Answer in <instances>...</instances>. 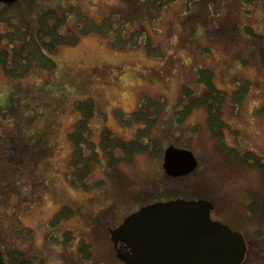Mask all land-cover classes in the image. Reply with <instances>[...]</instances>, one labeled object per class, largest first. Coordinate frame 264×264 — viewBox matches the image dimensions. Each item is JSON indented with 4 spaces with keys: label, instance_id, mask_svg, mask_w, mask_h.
I'll use <instances>...</instances> for the list:
<instances>
[{
    "label": "rangeland",
    "instance_id": "374dc122",
    "mask_svg": "<svg viewBox=\"0 0 264 264\" xmlns=\"http://www.w3.org/2000/svg\"><path fill=\"white\" fill-rule=\"evenodd\" d=\"M191 1L174 0L154 10L140 0H19L9 11L14 20L23 12L32 27L45 11L66 14L58 29L65 36L79 29V21L96 26L74 44L46 53L52 70L34 66L14 78L0 70V137L10 142L8 158L0 159V189H9L8 203L0 199V246L6 258L10 245L3 241L25 248L18 243L26 236L22 226L32 230L36 257L30 264H124L115 257L110 230L118 226L107 208H117L120 198L136 188L130 180L137 186L166 185L168 176L152 168L148 156L153 147L172 145L192 152L220 188L224 210L241 214L232 222L249 241L243 264H264V172L258 168L264 162L263 0H253L245 13L240 0ZM242 24L253 30L251 37ZM201 68L212 70V84L226 95L220 108L226 126L218 142L204 106L191 109L182 122L176 118L183 85L195 95L204 92L197 80ZM240 87L246 93L236 106L231 98ZM87 97L95 109L85 134L89 145H80L79 163L87 165L80 178L81 164H71L76 148L69 134L80 116L74 103ZM144 97L163 100L165 107L148 134H137L143 123H131L129 114ZM104 128L148 148L108 164L119 153L108 158L98 147ZM227 148L239 156L248 153L252 164L238 162ZM37 183L44 190L35 193ZM252 202H262L260 216L250 213ZM62 208L70 215L56 219ZM256 231L263 237L257 232L253 238ZM83 242L87 249H81Z\"/></svg>",
    "mask_w": 264,
    "mask_h": 264
},
{
    "label": "trees",
    "instance_id": "16d2710c",
    "mask_svg": "<svg viewBox=\"0 0 264 264\" xmlns=\"http://www.w3.org/2000/svg\"><path fill=\"white\" fill-rule=\"evenodd\" d=\"M18 1L19 0H16L14 2H8L6 0H0V70H3L8 76L12 78L24 75L28 69L34 66H38L39 68H44L46 70H52L53 61L48 56H46V53L53 52L57 48V46L62 43L74 44L77 41L79 35H81L83 32L89 31V27L96 26L92 23L86 24L83 21H79L80 25L77 26V28L79 29L74 33L72 32L71 35L65 36L64 34H61L58 29L62 25L64 21V16H66V14H58L56 10H48L37 16L36 26L32 27L29 21L26 19L25 15H23V12L21 14L17 12V19H11L9 14L11 11H15L17 9V6L15 4ZM34 1L35 0H32V3ZM140 1L143 5L147 6L150 9L161 10V8L166 6L168 3L173 2L174 0ZM187 1L192 2L191 0H186V2ZM241 2L245 4V11H243L242 13L247 12V5L253 4V0H240L239 4ZM93 29L97 31L96 28ZM241 29H246L248 35L250 33L253 35V30L249 28L246 24H242ZM262 34L263 35H260V39L262 38L261 40H264L263 31ZM198 74L199 76L197 77V80H199V83L203 84V86L205 87L204 92L195 95V92L192 90V88L187 85H183L180 89L181 94L176 102L177 106L175 105V109H177L176 118L178 117L177 120L180 121L185 118V116L189 113L191 109L199 106H204L206 108L207 113L208 129L212 134V137L216 138L218 142V140H222L221 137L223 129L226 126L225 122L220 117V108L226 100V95L224 91L217 89L212 84V70L210 68H201ZM243 85L247 86L248 82H244ZM245 93L246 91H243L242 87L237 88L234 91V94H232V103L237 106L240 99ZM143 99V103L138 107V109L135 112L129 114L130 118L128 121H131V123H143V127L141 128L142 131L138 129L137 134L141 132L148 134L150 128L154 124L155 118H158V116L164 111L165 107V102L163 100H150V98L148 97H144ZM74 106L76 107L80 116L79 119L76 121L73 130L69 134L70 140L76 148L73 154L71 164L74 167L77 164H81L78 170L82 169L80 171L79 177L83 178L87 173V165L86 168H84L83 164L79 163L80 160L78 157H81V143L89 145V142L85 138V134L89 130L88 122L94 114L95 104L91 98L87 97L83 100L75 101ZM260 112H264V105L261 107ZM100 134L101 137L98 147H100L102 151L108 154V158L109 155H113L115 151H118L119 153V156L113 155L115 158L111 156V161L108 163L111 165H113L119 160L129 158L135 153L145 152L149 145L147 143H139L138 141L133 139L124 140L115 137L108 130V128L102 129ZM149 140L150 139H147V142ZM218 144H221L220 146H222V148L224 147V144L222 142ZM167 146H165V148ZM93 147L94 145L92 144V148ZM165 148H163L162 150L158 147H156V149L153 147V150L149 154V156L157 154L161 156ZM0 151H2V153L0 152V159L2 161L4 158L7 159V154L10 153V142L8 138L0 137ZM226 151L228 154L234 156L238 162L249 165L252 164V161L250 163L248 162V160L252 159L251 157L249 158L247 156L249 155L248 153L247 155L239 156L238 154H235V152L231 149L227 148ZM75 152H78V156L77 154L75 156ZM95 152L96 151L93 148V157L95 156ZM24 164L26 167H29L30 165V163L27 161H24ZM258 168L260 169V171L264 172V162L259 163ZM43 186L44 185H40V183L34 184L33 188L35 193L44 190ZM10 190L12 189L10 188ZM173 191L176 192L177 188H174ZM0 193L2 194L0 196V199L3 201V204L6 205L9 200V189H7L6 192L4 189H0ZM166 194H168V192L162 189L160 195ZM37 196H39V194ZM262 207V202H252L248 206L250 213L253 216H260L263 210ZM68 210V208H62L56 216V219L61 217L66 218L68 215H70ZM19 229L21 232L26 233V236L22 235L18 239V243H25V248L20 250L15 248L14 246L12 247L10 243L7 244L5 241H3L6 247H9L10 245V248H7L9 253L8 258L10 261H8V258L4 256L0 246V264H30L35 259L36 256L34 253V242L31 232L32 230L30 228L25 229L22 226L19 227ZM257 232L258 231L252 234L253 238H258ZM258 234L259 236L263 237L261 233L258 232ZM246 241V245L248 246L249 241ZM80 246L81 249H87L88 247L87 243L84 242L81 243ZM244 261L245 259L243 260V262ZM243 262L241 264H243Z\"/></svg>",
    "mask_w": 264,
    "mask_h": 264
},
{
    "label": "water",
    "instance_id": "95a60500",
    "mask_svg": "<svg viewBox=\"0 0 264 264\" xmlns=\"http://www.w3.org/2000/svg\"><path fill=\"white\" fill-rule=\"evenodd\" d=\"M196 162L192 152L172 145L163 152V168L171 177L192 172ZM211 207L205 200H172L140 208L110 230L115 257L124 264H241L244 237L210 219Z\"/></svg>",
    "mask_w": 264,
    "mask_h": 264
},
{
    "label": "flooded vegetation",
    "instance_id": "af4514ba",
    "mask_svg": "<svg viewBox=\"0 0 264 264\" xmlns=\"http://www.w3.org/2000/svg\"><path fill=\"white\" fill-rule=\"evenodd\" d=\"M163 152L161 156L158 154L148 156V161L152 163V168H155V170L158 168L161 175L165 174L163 168ZM195 159L197 161L196 167L192 172L177 177L167 175L169 182L164 186H152L149 185V183L137 186L132 180H130V183H133L136 188L120 198V204H118L117 208H107L108 216H110L108 218H113V222L115 223L114 227L119 226L126 217L149 204L156 202H169L172 200H205L212 205L209 211V217L212 220L219 221L226 224L232 230H236L233 228V222L240 219L239 217L241 214H229L224 210L221 206L222 196L216 189L219 187L216 185L215 181L207 178V176L201 171L202 168L199 166V160L196 157ZM174 188H177L176 192L173 191ZM162 189L167 191L168 194L160 195ZM117 247L126 248V245L122 242H117Z\"/></svg>",
    "mask_w": 264,
    "mask_h": 264
}]
</instances>
